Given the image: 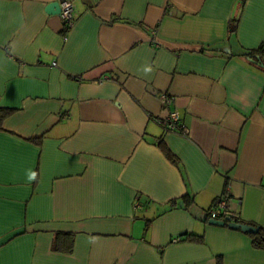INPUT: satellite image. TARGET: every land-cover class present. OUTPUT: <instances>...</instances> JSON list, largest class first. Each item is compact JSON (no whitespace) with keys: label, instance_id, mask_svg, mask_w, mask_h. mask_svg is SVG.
Wrapping results in <instances>:
<instances>
[{"label":"crops","instance_id":"obj_1","mask_svg":"<svg viewBox=\"0 0 264 264\" xmlns=\"http://www.w3.org/2000/svg\"><path fill=\"white\" fill-rule=\"evenodd\" d=\"M51 1L0 0V264H264L207 214L264 227V0Z\"/></svg>","mask_w":264,"mask_h":264},{"label":"built area","instance_id":"obj_2","mask_svg":"<svg viewBox=\"0 0 264 264\" xmlns=\"http://www.w3.org/2000/svg\"><path fill=\"white\" fill-rule=\"evenodd\" d=\"M245 1V0H241ZM60 17L65 27L70 28L74 23V7L72 0L60 1ZM54 64V63H53ZM159 99L165 107H168L172 103V97L165 93L159 94ZM159 124L166 130H178L181 133H186L185 126L180 121V115L175 110H168V113L158 120ZM229 195L227 193L217 197L212 205L207 209V214L210 219L222 220L225 223L230 221L237 222L238 216L232 212L228 207ZM179 240V237L173 239V241Z\"/></svg>","mask_w":264,"mask_h":264},{"label":"trees","instance_id":"obj_3","mask_svg":"<svg viewBox=\"0 0 264 264\" xmlns=\"http://www.w3.org/2000/svg\"><path fill=\"white\" fill-rule=\"evenodd\" d=\"M244 2V1H243ZM237 22L238 19H234L233 22L230 24V29L234 31L237 27ZM65 31L68 30V27H65ZM245 55L249 57L250 59H253L255 63H259L262 66H264V45H260L257 49L255 50H249L245 52ZM14 109L12 108H7V107H0V129H2V124L4 119L9 116ZM35 139V137H30V140ZM165 154L167 157L175 162L176 158L173 156V154L166 148H163ZM238 222H241V220H236ZM251 236V242L253 246L255 247H262L264 248V227H259V232L256 234L248 233ZM195 236L193 240L196 241H201L202 237L201 236ZM179 239H181V236H179ZM73 242H74V234L71 232H61L58 231L55 233L54 238L51 243V248L53 251L57 252H64V253H69L73 249Z\"/></svg>","mask_w":264,"mask_h":264},{"label":"water","instance_id":"obj_4","mask_svg":"<svg viewBox=\"0 0 264 264\" xmlns=\"http://www.w3.org/2000/svg\"><path fill=\"white\" fill-rule=\"evenodd\" d=\"M44 9H45V12H47L48 14H60V11H61L60 1H57V0L51 1L45 6ZM209 223L213 225H220V226H223L226 224L229 228L238 229L246 233L256 234L259 232L258 226H254L248 223L235 222V221H230L228 223H225L222 220H215V219H211Z\"/></svg>","mask_w":264,"mask_h":264}]
</instances>
